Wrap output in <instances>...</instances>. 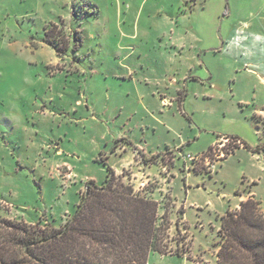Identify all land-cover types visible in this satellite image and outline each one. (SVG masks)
Wrapping results in <instances>:
<instances>
[{"label": "rangeland", "instance_id": "rangeland-1", "mask_svg": "<svg viewBox=\"0 0 264 264\" xmlns=\"http://www.w3.org/2000/svg\"><path fill=\"white\" fill-rule=\"evenodd\" d=\"M108 166L166 213L147 264H218L222 216L264 212V0H0V216L59 227Z\"/></svg>", "mask_w": 264, "mask_h": 264}, {"label": "trees", "instance_id": "trees-1", "mask_svg": "<svg viewBox=\"0 0 264 264\" xmlns=\"http://www.w3.org/2000/svg\"><path fill=\"white\" fill-rule=\"evenodd\" d=\"M125 176L108 166L104 184L89 180L59 227L0 216V264H147L151 252L167 253L166 213L159 215V203ZM219 235L218 264H264V213L254 195L222 216Z\"/></svg>", "mask_w": 264, "mask_h": 264}, {"label": "crops", "instance_id": "crops-1", "mask_svg": "<svg viewBox=\"0 0 264 264\" xmlns=\"http://www.w3.org/2000/svg\"><path fill=\"white\" fill-rule=\"evenodd\" d=\"M172 34V33H171ZM220 38L223 40V42H222V44H220V48H224V46H225V41H224V39L222 38V35L220 36ZM170 45L172 46V47H178L179 48V53L180 54H183L182 52H181V48H183V47H185V42L183 41V40H171V42H170ZM204 46H202L201 47V49H203V54L204 53H206L207 54V52H210V49H216V47L215 48H211V46H205V48H203ZM216 51V50H215ZM214 51V52H215ZM217 52V51H216ZM203 54H201L200 52H193V54L191 55V57H186V59L188 60V61H190L191 63H195V60L196 61H198V64L200 63V64H204V60H205V58H204V55ZM205 68H206V70L208 71V72H210V68L209 67H207V65H205ZM187 75V74H186ZM186 75H184V77L186 76ZM188 77H190V75L188 76ZM196 77H198V76H196ZM187 78V77H186ZM185 88H187V85H185ZM182 89V88H181ZM182 91V90H181ZM165 102V101H164ZM222 142V141H221ZM221 142H217V143H219V144H222ZM161 158H162V156H161ZM136 160H137V157H136ZM137 161H139V160H137ZM150 161H157L156 159H155V157H153V158H151V160ZM148 165H150V164H144V166H147L148 167ZM191 169H193L194 171H196L195 169H194V167H189L188 169H187V175L188 174H190V171H191ZM117 173H119V171H117V170H115ZM196 172H202V171H196ZM213 173V172H212ZM186 175V176H187ZM250 195H252V194H248V195H246V196H241V199L243 200V199H246V198H248ZM241 200V201H242ZM240 201V202H241ZM240 205V204H239ZM239 207V206H238ZM237 207V208H238ZM237 208H235V209H237ZM264 213V212H263ZM181 222H184V223H186V221H185V217H184V213H183V217H182V219H181Z\"/></svg>", "mask_w": 264, "mask_h": 264}, {"label": "built area", "instance_id": "built-area-1", "mask_svg": "<svg viewBox=\"0 0 264 264\" xmlns=\"http://www.w3.org/2000/svg\"><path fill=\"white\" fill-rule=\"evenodd\" d=\"M165 103H166V101H165ZM226 140H230V138H226ZM232 141H233V139H231ZM235 142V141H234ZM222 144H224V143H222ZM225 147V146H224ZM233 149H234V147H232V148H229V149H227L226 151H227V155L228 154H230L232 151H233ZM210 152L208 151V154H209ZM222 153H224L223 151H220V154L219 153H216V155L215 156H217V158H221L222 156H224V154H222ZM202 154V156H205L204 158H208L209 156L207 155V154H204V153H201ZM210 155V154H209ZM187 159L188 160H190V161H194V160H196V159H198L199 158V154L198 155H192V154H188L187 156Z\"/></svg>", "mask_w": 264, "mask_h": 264}]
</instances>
